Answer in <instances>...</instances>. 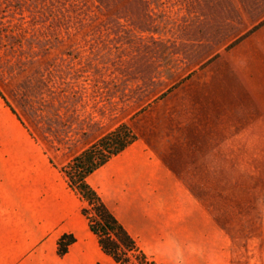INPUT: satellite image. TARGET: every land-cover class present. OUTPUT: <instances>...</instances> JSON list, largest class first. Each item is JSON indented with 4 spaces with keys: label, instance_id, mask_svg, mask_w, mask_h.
<instances>
[{
    "label": "rangeland",
    "instance_id": "rangeland-1",
    "mask_svg": "<svg viewBox=\"0 0 264 264\" xmlns=\"http://www.w3.org/2000/svg\"><path fill=\"white\" fill-rule=\"evenodd\" d=\"M263 25L264 0H0V95L48 151L126 123L205 155L200 264H264Z\"/></svg>",
    "mask_w": 264,
    "mask_h": 264
},
{
    "label": "crops",
    "instance_id": "crops-1",
    "mask_svg": "<svg viewBox=\"0 0 264 264\" xmlns=\"http://www.w3.org/2000/svg\"><path fill=\"white\" fill-rule=\"evenodd\" d=\"M260 114L264 151V77ZM0 115V264H114L81 214L83 201L59 170L74 154L46 150L1 95ZM214 162L208 165L213 193ZM206 172L203 154L158 155L135 140L86 180L158 264L170 259L200 264L206 238ZM63 234L75 241L60 255L57 242Z\"/></svg>",
    "mask_w": 264,
    "mask_h": 264
},
{
    "label": "trees",
    "instance_id": "trees-1",
    "mask_svg": "<svg viewBox=\"0 0 264 264\" xmlns=\"http://www.w3.org/2000/svg\"><path fill=\"white\" fill-rule=\"evenodd\" d=\"M135 140L137 135L133 129L126 123H120L73 155L59 170L68 187L86 203L81 207V214L87 219L99 248L114 264H158L145 253L86 180L88 175ZM74 241L73 235L63 234L57 242V252L64 255Z\"/></svg>",
    "mask_w": 264,
    "mask_h": 264
},
{
    "label": "clouds",
    "instance_id": "clouds-1",
    "mask_svg": "<svg viewBox=\"0 0 264 264\" xmlns=\"http://www.w3.org/2000/svg\"><path fill=\"white\" fill-rule=\"evenodd\" d=\"M183 250L180 252V256L183 257ZM169 264H183L182 259H170Z\"/></svg>",
    "mask_w": 264,
    "mask_h": 264
},
{
    "label": "bare ground",
    "instance_id": "bare-ground-1",
    "mask_svg": "<svg viewBox=\"0 0 264 264\" xmlns=\"http://www.w3.org/2000/svg\"><path fill=\"white\" fill-rule=\"evenodd\" d=\"M0 116H1V115H0ZM2 117H3V115H2ZM8 117H9V116H8ZM3 120H5V119H3ZM3 120H2V121H3ZM5 121H6V120H5ZM6 122H7V121H6ZM6 122H5V123H6ZM5 123H4V124H5ZM4 124H3V125H4ZM4 126H5V125H4ZM4 126H3V128H4ZM11 126H12V125H11ZM17 128H18V127H17ZM15 131H16V130H15ZM2 133H3V132H2ZM17 133H18V131H17ZM10 140H11V139H10ZM6 142H8V141H6ZM9 142H10V141H9ZM19 143H20V142H19ZM24 144H25V143H24ZM8 146H9V145H8ZM23 147H24V145H23ZM26 149H27V148H26ZM28 150H29V148H28ZM15 152H16V151H15ZM27 153H30V152H27ZM28 155L30 156V154H28ZM15 157H18V156H15ZM26 158H27V157H26ZM23 174H24V173H23Z\"/></svg>",
    "mask_w": 264,
    "mask_h": 264
}]
</instances>
